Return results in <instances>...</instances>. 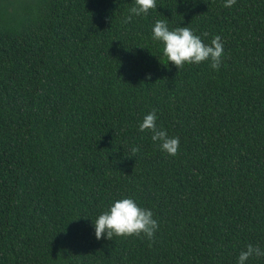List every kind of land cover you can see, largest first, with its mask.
<instances>
[{
	"label": "trees",
	"instance_id": "trees-1",
	"mask_svg": "<svg viewBox=\"0 0 264 264\" xmlns=\"http://www.w3.org/2000/svg\"><path fill=\"white\" fill-rule=\"evenodd\" d=\"M225 2L156 0L125 23L135 0H0V264H238L247 245L264 251V0ZM157 20L205 44L219 35V70L168 62ZM153 109L175 156L139 131ZM123 198L152 211L153 240L96 239Z\"/></svg>",
	"mask_w": 264,
	"mask_h": 264
},
{
	"label": "clouds",
	"instance_id": "clouds-1",
	"mask_svg": "<svg viewBox=\"0 0 264 264\" xmlns=\"http://www.w3.org/2000/svg\"><path fill=\"white\" fill-rule=\"evenodd\" d=\"M237 0H226L224 7L231 8ZM157 7L156 0H135V6L130 9V15L126 17L125 23H130L132 16L147 15L148 12ZM153 39L161 42L163 55L167 61L178 70L185 64L199 65L210 62V67L219 70L221 58L224 53V45L219 35L215 36L210 44H205L200 36H197L189 27H177L170 30L165 20H157L152 28ZM207 36V33H204ZM150 79V77H148ZM156 110L153 109L143 118L139 125L141 133L149 131L152 133L153 142H159L162 151L168 155L175 156L179 150V138L169 137L167 132L156 127ZM133 156L139 151V147L131 149ZM95 237L100 240L105 237L112 240L116 237H140L141 235L154 239L158 230V221L153 218L151 210L141 208L132 198H123L114 201L109 209L98 216L94 222ZM262 257L264 251L259 246L251 244L246 246L239 254L238 264H246L250 257Z\"/></svg>",
	"mask_w": 264,
	"mask_h": 264
}]
</instances>
